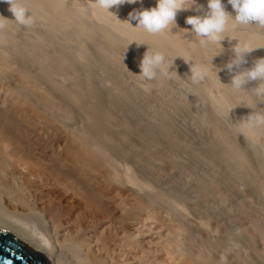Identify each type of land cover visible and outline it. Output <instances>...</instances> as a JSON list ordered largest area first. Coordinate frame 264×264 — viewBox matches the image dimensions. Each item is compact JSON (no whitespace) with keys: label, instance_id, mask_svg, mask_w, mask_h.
I'll return each mask as SVG.
<instances>
[{"label":"bare ground","instance_id":"obj_1","mask_svg":"<svg viewBox=\"0 0 264 264\" xmlns=\"http://www.w3.org/2000/svg\"><path fill=\"white\" fill-rule=\"evenodd\" d=\"M20 2L35 18L31 26L18 24L9 4L0 0V21L5 25L0 29V229L42 254L46 264H264V126L252 128L242 120L251 113H264V96L255 94L257 81L248 82L240 90L230 85L235 72L252 67L256 59L264 57V28L251 25L233 29L230 22L221 48L211 44L201 47L185 21L188 16L202 15L208 0H196L202 7L179 12L176 27L158 34L134 27L135 21L133 26L126 21L130 12L155 7L157 0L125 3L110 12L96 5L95 0ZM223 3L234 16L227 0ZM134 40L147 45L138 47ZM238 43L257 48L230 73L225 65L235 58L233 49ZM148 46L163 52L173 67L166 76L141 83L138 80L135 89L143 96L152 97L154 92L163 95L180 81L188 67L206 65L210 69L196 90L204 97L196 114L202 120L201 146L171 133L167 119L159 122L156 134L151 127L126 119L128 110L125 113L120 103L110 107L105 104L94 73L97 58L122 80L124 69L140 72L139 62ZM192 104L184 96L171 101V111L174 115L194 113ZM69 106L80 109L87 117L85 128L70 127L57 116L56 110L68 112L73 109ZM24 112L66 132L62 146L52 148L48 138L27 133L29 120ZM134 139L143 145H135ZM163 143H182L191 148L195 159L214 167L215 182L210 187L220 195L222 213L245 218L244 227L242 224L238 230L232 229L234 219L230 228L225 226L216 212L218 208L214 211L208 203L210 187L185 179V168L180 178L174 174L180 181L169 187L162 185L158 169L165 170L164 164L169 163H164L168 160L163 154L151 149L161 150ZM128 147L138 152L132 154ZM32 154L37 158L49 156L52 181L65 195L72 194L73 205L66 207L56 201L60 196L50 203L33 194L29 197L22 186L17 191V185L13 183V188L7 181L4 170L27 171ZM134 156L135 166L128 159ZM171 169L172 174H179L183 168ZM34 183L35 180L31 184ZM69 209L74 212L71 214ZM67 214L76 216L77 227L69 225ZM101 220L106 226L104 231L98 228Z\"/></svg>","mask_w":264,"mask_h":264},{"label":"rangeland","instance_id":"obj_2","mask_svg":"<svg viewBox=\"0 0 264 264\" xmlns=\"http://www.w3.org/2000/svg\"><path fill=\"white\" fill-rule=\"evenodd\" d=\"M24 29L22 28L20 30V37L22 38V35L23 34V31ZM127 57L130 59V60H135V58H132L131 56L127 55ZM98 59V65L96 67V69L94 70V73L96 75V78H97V87L101 90V92H103V97H104V100L106 99L105 104H109L108 107H110V105L112 106L113 104H118L120 103L122 105L121 108H123L125 111V113L127 112L128 110V113L127 114H124V117H127L126 119L132 121L133 124L135 125H140V126H145V127H151L155 132L156 134H158L157 131H159V122L160 121H164V120H168L170 121L171 123V127L172 129L175 128V130L173 131L171 129V133H176L175 135L178 134V136L182 137V139H186L187 142H190V143H193L195 146H201L203 140H204V137H203V133H202V120L201 118H198V115L196 116L197 114V109H200L201 106H203L202 104L204 103V97L203 95L201 96L202 93H198L196 92V90L198 91V88H200L201 85L200 83H202V81H198V85H197V82H193L192 81V77H191V72H190V68L184 70L185 72L181 71L179 72V74L181 75L182 72L183 74L181 75L180 77V81L178 82H174L172 84V86H170V90H166L163 95L161 94H156L154 92V94H152V97L151 95L146 96L140 92L138 94V90L135 89L137 86L138 83V80L139 82H143L144 79H142L138 73L136 71H133V70H129V69H124L123 70V79H119L118 77L114 76V74H112V72L110 71V69H108V65L107 67H105L106 64L105 62H103L99 57L97 58ZM125 71V72H124ZM189 72V73H188ZM126 73V75L124 74ZM186 73V74H185ZM112 74V75H111ZM138 75V76H137ZM186 75V76H184ZM115 77V78H114ZM138 77V79H137ZM186 78V79H185ZM124 80H128V81H124ZM132 80V82L134 84H132L130 81ZM136 80V81H135ZM182 80V81H181ZM121 81V82H120ZM130 82V84H129ZM181 82V83H180ZM183 82V83H182ZM190 84H189V83ZM200 82V83H199ZM137 83V84H136ZM177 83V84H176ZM188 84V85H187ZM195 85V86H194ZM197 85V86H196ZM181 86V87H180ZM199 86V87H198ZM176 87V88H174ZM178 89V90H177ZM180 89V90H179ZM189 89V90H188ZM194 90V91H193ZM170 91H174V93L172 94V92ZM179 91V92H177ZM183 91V93H182ZM190 91V92H189ZM182 93V94H181ZM198 93V94H196ZM131 94L133 96H131ZM140 94L143 96H141V99L139 100L140 98ZM169 96H168V95ZM171 94V95H170ZM106 95V96H105ZM136 95V96H134ZM154 95V96H153ZM155 95H156V98H155ZM175 95V96H174ZM195 95V96H193ZM162 96V97H161ZM167 96V97H166ZM187 97L191 103H194L193 107H194V113H190V114H176L174 115L173 111V107L171 105V101H174L175 99H180L181 97ZM192 100H191V98ZM199 96V97H198ZM154 98V99H153ZM162 98V99H161ZM196 98V99H195ZM147 99V100H145ZM150 99V100H148ZM158 99V100H157ZM160 99V100H159ZM172 99V100H171ZM202 99V100H200ZM108 100V101H107ZM145 100V101H144ZM197 100V101H196ZM158 101V102H156ZM163 101V102H162ZM166 101V102H165ZM155 102V103H153ZM168 102V103H167ZM199 102V103H198ZM112 103V104H111ZM152 103V104H151ZM66 104H63V106H65ZM119 105V104H118ZM128 105V107H127ZM199 105V106H198ZM201 105V106H200ZM68 106V105H66ZM65 106V107H66ZM72 106H69V108L71 109ZM73 109L70 110V111H66V112H62L60 110H56V114H58L57 116L60 117V119H62L63 121H65V123L70 127H77V128H85V126L88 125V120H87V117L83 114L82 111H80V109L76 108V107H72ZM126 108V110H125ZM170 108V109H169ZM170 110V111H169ZM59 111V112H58ZM61 112V113H60ZM160 112V113H159ZM60 113V114H59ZM63 113V114H62ZM71 113V114H70ZM171 113V114H170ZM160 114V115H159ZM172 114L174 116H172ZM62 115V116H61ZM158 115V116H157ZM171 115V116H170ZM24 116L27 118V127H26V132L27 133H31L32 132V137H46V139L48 140L49 142V145H53L52 148L58 146L60 147L59 145L62 146V141L64 140L65 138V134L66 132H63L61 131V129L59 128H56L53 127L52 124H49L48 123L46 124L45 122L43 123L41 120H34L36 119V117L34 115H32L31 113L29 112H24ZM30 117V118H29ZM32 117V118H31ZM64 117V118H63ZM162 118V119H161ZM156 119V120H155ZM158 119V120H157ZM34 120V121H33ZM199 120V121H198ZM42 123H41V122ZM137 122V123H134ZM174 121H175V124H174ZM29 122H30V125H29ZM37 122V123H35ZM155 125H154V124ZM32 124V125H31ZM34 124V126H33ZM44 124V126L42 125ZM154 125V128H153V125ZM39 125V126H38ZM42 125V126H41ZM157 125V126H156ZM175 125V127H174ZM30 126V127H29ZM36 126V127H35ZM29 128V129H28ZM42 128V129H41ZM55 128V129H54ZM178 128V129H177ZM59 129V131H58ZM56 130V131H55ZM183 132V134L181 133V131ZM41 131V133H40ZM61 131V132H60ZM179 131V132H178ZM53 132V133H52ZM35 133V134H34ZM58 133H60L59 135H57ZM181 133V134H180ZM43 134V135H42ZM51 134L52 136L54 135L53 139H51ZM56 134V136H55ZM62 134V135H61ZM180 134V135H179ZM42 135V136H41ZM67 135V134H66ZM182 135V136H181ZM201 135V136H200ZM49 136V137H47ZM57 137V138H56ZM60 139H59V138ZM58 139H59V142H58ZM186 140H184L186 142ZM56 141V142H55ZM58 142V143H57ZM134 143L135 145L137 146H142L143 144L139 142V140L137 139H134ZM163 145L165 146H162L160 147L161 150L159 148H152L151 151H153L155 154H160V155H164L165 159L168 160L167 162L164 161V163H169L168 166H166L164 164V167H167L165 170L164 169H158V173H160L161 177H162V185H164L165 187H169V185L173 182H178L180 180H177L178 178H175L176 177H179L181 176V173L184 171V168H185V171H184V175H185V179H191V182H194V180H196L195 182H203L207 188L212 186L214 184V180H215V176H214V167L210 164H208L207 161H199L197 159H195V154L192 152L191 148L185 146L184 144L182 143H178V144H175L174 146L172 144H168V143H163ZM170 146V147H169ZM169 147V148H168ZM172 147V148H171ZM51 148V146H50ZM166 148V150H165ZM128 149L131 150L132 154L134 153H137L138 151L135 150L134 148H131V147H128ZM158 151V152H157ZM173 153H171V152ZM166 154H165V153ZM169 152V154H168ZM171 153V154H170ZM39 155V153H37ZM37 154H32V160H30L29 162V165L28 166V169L26 171V168L23 169H18V173H15V171H13L12 169L8 168V169H5V173H6V178H9V180L7 179L8 182H11V185L13 186V188L17 185L16 190L19 191V190H22L23 188L25 190H22L23 193L27 194V196L31 197V195L34 197V198H38V199H41V200H45L47 201L48 203H50V200L51 199H56V201H62V204L66 207H70L71 205L74 204L75 202V199H71V196L72 194H70L69 192H66L67 195H65V193H62L60 191V188H58V186H56L54 184V181H52V177L50 176V174L52 175V171H50V166L49 164L47 165V163H49V156L47 154H44V155H40L38 156L39 158H37ZM167 155H170L166 158ZM35 156V157H34ZM174 156V157H173ZM40 157H44V158H40ZM170 157V158H169ZM37 160H36V159ZM48 158V160H47ZM40 159V160H39ZM46 161H45V160ZM130 163H129V160ZM126 161H128L129 164L131 165H137V163H135L136 161V157L134 156V158H128ZM133 159V160H132ZM135 159V160H134ZM173 160V161H172ZM34 161H37V162H34ZM171 161V162H170ZM187 161V162H186ZM41 162V163H40ZM134 162V163H133ZM175 162V164L173 163ZM206 162V163H205ZM37 163V164H36ZM43 163H44V167H43ZM35 164V165H34ZM187 164V165H186ZM210 166H208V165ZM38 165V167L41 169L39 170V168H36ZM41 165V166H40ZM169 165H171L169 167ZM186 165V166H185ZM172 166L173 167H180L183 168L180 170L179 174H177L176 172L172 174ZM184 166V167H183ZM43 167V168H42ZM49 167V168H48ZM187 167V168H186ZM30 168V169H29ZM47 168V169H46ZM10 169V170H9ZM37 169V170H36ZM169 169V170H168ZM171 169V170H170ZM214 169V170H213ZM35 170V171H33ZM49 170V171H47ZM30 171V172H29ZM161 171V172H160ZM179 171V170H178ZM195 171V172H194ZM10 172V173H9ZM24 172V173H22ZM32 172V173H31ZM36 172V173H35ZM40 174H39V173ZM46 172V173H45ZM49 172V173H47ZM165 172V174H164ZM191 172V173H190ZM12 173H13V176H12ZM17 174L16 176L14 175ZM21 173V174H20ZM38 173V174H37ZM44 173V174H43ZM164 175H163V174ZM168 173V174H167ZM171 173V176L169 175ZM11 177H10V175ZM22 174H23V177H22ZM31 174V175H30ZM42 174V175H41ZM47 174V175H46ZM175 174V176H174ZM190 174V175H189ZM20 175V176H19ZM30 175V176H29ZM36 175V177H35ZM39 175V176H38ZM173 175V176H172ZM16 178H15V177ZM38 176V177H37ZM42 176V177H41ZM46 176V177H45ZM164 176L166 179H164ZM18 177V178H17ZM20 177V178H19ZM28 177V178H27ZM33 177V179H32ZM40 177V178H39ZM189 177V178H188ZM14 178V180H13ZM23 178V179H22ZM31 178V179H30ZM36 178V179H34ZM42 178V180H41ZM51 178V179H50ZM172 178V179H171ZM175 178V179H173ZM19 179V180H18ZM30 179V180H28ZM39 179V180H38ZM171 179V180H170ZM214 179V180H213ZM16 180V181H15ZM24 180V181H23ZM35 180V183L34 184H31L32 182H34ZM50 181V183H48V181ZM168 180V181H167ZM177 180V181H175ZM200 180V181H199ZM206 181V182H205ZM18 182V183H17ZM21 182H23V184H21ZM28 182V183H27ZM37 182V183H36ZM39 182V183H38ZM44 182V184H42ZM167 182V183H166ZM13 183L15 184V186L13 185ZM26 183V185H25ZM30 184V186L32 187V189L30 188V186H28ZM54 184V185H53ZM168 184V185H167ZM10 185V183H9ZM40 185V186H39ZM49 185V186H47ZM51 185V186H50ZM23 188H22V187ZM34 186V187H33ZM39 186V187H38ZM26 187V188H25ZM51 189H50V188ZM18 188V189H17ZM41 189V191H40ZM48 189V190H47ZM50 189V190H49ZM59 189V190H58ZM29 190V192H28ZM35 190V191H34ZM47 190V191H46ZM209 193V197H208V203L209 205L213 208L214 211H216V209L218 208V210L220 211H216L217 213L220 214V217L222 219V221L224 222V224H226L225 226H230L233 227L232 229L234 230H238L240 227H242V224H243V227H244V224L246 223L245 222V218L243 217H237V214H234V213H222L223 210H221L223 208V205L221 204L220 202V195H218L217 192H215L216 190L212 189L211 187L207 189ZM25 191V192H24ZM27 191V193H26ZM50 191V193H49ZM45 192V193H44ZM52 192V193H51ZM57 192V193H56ZM31 193V194H30ZM41 193V195H40ZM59 193V194H58ZM38 194V195H37ZM43 194V195H42ZM49 194V195H48ZM55 194V196H54ZM37 195V196H36ZM47 195V196H46ZM65 195V196H64ZM71 195V196H70ZM42 196V197H41ZM45 198H44V197ZM49 196V197H48ZM53 196V197H52ZM32 197V198H33ZM51 197V198H50ZM7 198V196H6ZM44 198V199H43ZM64 198V199H63ZM67 198V199H66ZM5 199V198H4ZM63 199V200H61ZM219 199V200H218ZM256 200H258L259 198L255 197ZM6 201V199H5ZM70 201V202H69ZM66 202V203H65ZM72 203V204H71ZM71 210V211H70ZM74 209H69L68 211L72 214V212ZM76 213V212H75ZM71 214H67V218L69 221V225L73 226V227H77V224L75 223L76 219L74 217L78 216L77 213H76V216L73 214L71 216ZM218 214V215H219ZM232 214V215H231ZM234 214V218L232 217ZM229 215V216H228ZM236 215V216H235ZM226 216V217H225ZM232 217V218H230ZM237 218H242L240 220H237ZM75 219V220H73ZM216 219V218H215ZM214 219V220H215ZM232 219V220H231ZM236 222H234L233 221ZM72 220V222H71ZM92 220V219H91ZM230 220V221H229ZM105 221V220H104ZM228 221V222H227ZM233 221V223H232ZM247 221V219H246ZM103 220L99 221V223L101 225L98 224V228H101L99 229L100 231H104L106 228V226L104 227V225L102 224ZM230 222V223H229ZM232 223V224H231ZM86 224V223H85ZM84 224V225H85ZM238 225V226H236ZM83 226V225H82ZM230 226L228 228H230ZM105 228V229H104ZM236 228V229H235ZM238 228V229H237ZM104 229V230H102ZM96 248V249H95ZM93 249L94 250H97V246L96 245H93Z\"/></svg>","mask_w":264,"mask_h":264},{"label":"clouds","instance_id":"obj_3","mask_svg":"<svg viewBox=\"0 0 264 264\" xmlns=\"http://www.w3.org/2000/svg\"><path fill=\"white\" fill-rule=\"evenodd\" d=\"M6 2L9 4V10L13 13L14 20L18 24L27 27L35 23L34 16L20 0H6ZM95 2L100 8L109 11V9L118 8L125 3H136L137 0H95ZM227 3L234 10V16L226 10L223 0H208L207 10L202 15H191L186 18L185 23L191 25L189 32L195 34L201 47L211 44L221 48V42L225 37H228L225 33L230 22L233 29L251 25L264 28V0H227ZM193 6L202 7L197 5L196 0H157L155 7L130 12L126 21L131 26H133L132 21H135L134 27L141 28L150 34L172 31L176 27L177 14L181 11L190 10ZM4 27L5 25L0 21V29ZM132 42H136L138 47L141 44H146L143 41L134 40ZM256 48L246 44L241 47L238 43L233 49L235 58L227 63L225 68L230 73L234 72L235 69L240 68L241 64L245 63V56ZM172 67L173 64L166 61L163 52L152 51L148 46L139 62L140 72L138 75L142 79L151 81L156 79L158 75H168ZM190 71L192 81L195 83L204 80L210 69L206 65H193L190 67ZM252 81L258 82V86L254 89L255 94L258 97L264 96V57L256 59L252 67L235 72L230 85L233 89L240 90L244 89L245 84ZM242 120L249 127H261L264 126V113H251Z\"/></svg>","mask_w":264,"mask_h":264},{"label":"water","instance_id":"obj_4","mask_svg":"<svg viewBox=\"0 0 264 264\" xmlns=\"http://www.w3.org/2000/svg\"><path fill=\"white\" fill-rule=\"evenodd\" d=\"M0 264H46L39 252L10 232L0 229Z\"/></svg>","mask_w":264,"mask_h":264}]
</instances>
